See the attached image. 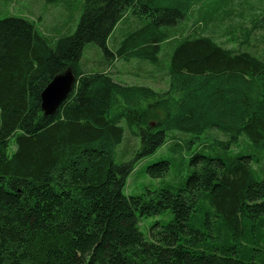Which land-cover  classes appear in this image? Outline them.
Instances as JSON below:
<instances>
[{
    "label": "trees",
    "instance_id": "trees-1",
    "mask_svg": "<svg viewBox=\"0 0 264 264\" xmlns=\"http://www.w3.org/2000/svg\"><path fill=\"white\" fill-rule=\"evenodd\" d=\"M250 1L85 0L76 31L53 46L34 21L0 18V264H264V35L260 50L252 37L264 0ZM168 43L163 93L82 59L90 45L108 64L157 67ZM69 69L76 85L46 116L41 94ZM123 122L137 160L170 131L190 135L146 169L164 179L181 166L187 178L127 196L133 162L114 160ZM168 213L149 240L139 219Z\"/></svg>",
    "mask_w": 264,
    "mask_h": 264
},
{
    "label": "rangeland",
    "instance_id": "rangeland-1",
    "mask_svg": "<svg viewBox=\"0 0 264 264\" xmlns=\"http://www.w3.org/2000/svg\"><path fill=\"white\" fill-rule=\"evenodd\" d=\"M84 1L85 0H62L60 3L48 4L46 0H0V18L20 17L34 21L39 32L53 46L59 38L69 36L76 31L82 15V3ZM204 1L205 0H203L202 4ZM255 4L257 3L252 2L251 5L253 6ZM261 24V28H258L252 36L257 50L262 48V45L258 42L259 35H264V22H261ZM245 25L251 28L250 23H245ZM190 26L191 22H188V24L186 23L188 31H191ZM123 27L122 23L118 25L115 30L117 33L116 35L121 33ZM240 34L241 33H238V35ZM164 46L160 56L161 64L157 67L148 63L139 62L138 60L124 61L117 58L113 63L108 64L105 61L103 51L90 45L86 47L82 59L88 70H103L113 76V78L122 85L148 86L157 92L163 93L168 90L170 83L166 75V70L170 63L171 43L165 44ZM228 47L238 48L240 47V43L238 41L237 43L232 41L228 43ZM91 48L93 52L90 50ZM122 125L126 129L125 138L122 144L116 148L114 160L117 164L133 162L134 170L128 177L124 189L127 196H140L145 194L148 190L159 189L167 184L177 185L187 178L188 172L185 168L181 169V166H173L164 179L151 177L146 169L148 166L163 159L171 160L173 156L170 152L172 141H179L181 136H183L182 138L189 139L191 138L190 135H183L177 131H170L168 133V139H170L169 143L160 148L156 153L137 160L136 157L140 149V139L131 134L125 122H123ZM204 141L205 139L202 137L201 142ZM243 144L244 138H241L237 148L234 150L238 151L239 149H243ZM255 166L260 167L258 170L264 168V154L263 163L255 164L254 167ZM172 217L173 215L168 213L164 216L140 218V230L151 240L150 230L152 227L157 223L167 224ZM157 229L158 227L154 230Z\"/></svg>",
    "mask_w": 264,
    "mask_h": 264
},
{
    "label": "water",
    "instance_id": "water-1",
    "mask_svg": "<svg viewBox=\"0 0 264 264\" xmlns=\"http://www.w3.org/2000/svg\"><path fill=\"white\" fill-rule=\"evenodd\" d=\"M74 78L70 72L56 77L41 94L42 110L46 116L56 113L71 92Z\"/></svg>",
    "mask_w": 264,
    "mask_h": 264
},
{
    "label": "bare ground",
    "instance_id": "bare-ground-1",
    "mask_svg": "<svg viewBox=\"0 0 264 264\" xmlns=\"http://www.w3.org/2000/svg\"><path fill=\"white\" fill-rule=\"evenodd\" d=\"M67 72H70L71 74H72V76H73V78H74V83H73V86H72V89H71V92L73 91V88H74V86L76 85V82H77V80H76V77H75V75L73 74V72L69 69ZM66 72V73H67ZM66 73H64V74H61V75H59V76H57V77H60V76H63V75H65ZM56 78V77H55ZM54 80V79H53ZM52 80V81H53ZM47 88V87H46ZM71 92H70V94H71ZM69 94V95H70ZM69 95H68V97H69ZM67 97V98H68ZM41 102H42V100H41ZM41 107H42V104H41ZM44 112V111H43ZM45 114V113H44Z\"/></svg>",
    "mask_w": 264,
    "mask_h": 264
}]
</instances>
